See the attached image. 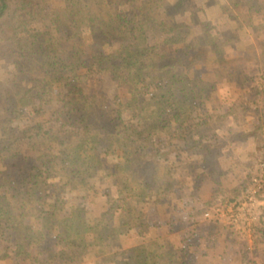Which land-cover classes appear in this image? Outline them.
<instances>
[{"label": "trees", "instance_id": "16d2710c", "mask_svg": "<svg viewBox=\"0 0 264 264\" xmlns=\"http://www.w3.org/2000/svg\"><path fill=\"white\" fill-rule=\"evenodd\" d=\"M232 26L251 29L247 48ZM259 73L264 0H0V261L148 264L120 237L143 231L146 206L173 211L168 192L210 175L235 137L212 124L246 103ZM104 75L134 98L99 91ZM254 121L264 140V115ZM249 181L208 209L241 199ZM100 200L97 220L88 207ZM161 242L155 263L183 264L185 246Z\"/></svg>", "mask_w": 264, "mask_h": 264}, {"label": "rangeland", "instance_id": "374dc122", "mask_svg": "<svg viewBox=\"0 0 264 264\" xmlns=\"http://www.w3.org/2000/svg\"><path fill=\"white\" fill-rule=\"evenodd\" d=\"M220 1L222 3L225 0ZM203 15L201 14L202 19ZM207 18L218 26L224 24V18L216 16L214 12L209 13ZM86 20L85 24L92 25ZM231 30L238 44L241 43L247 48L252 43L254 36L251 29L244 27L241 30H235L232 26ZM226 49L227 56L238 53L234 48ZM251 86V90L246 92L245 104L235 108L233 113L227 116V121L220 118V121L212 124V131L220 136H224V132L230 128L234 131L235 137L227 139V134L224 136L225 141L221 143V158L218 159L220 162H209L203 169L210 175L203 176L201 179L194 177V181L189 183L192 188L188 189L185 185V189L180 190L181 192H174V190L168 192L166 200L170 206H175L173 211L162 204L146 206L148 221L145 228L143 231L135 228L122 235L120 242L124 249L142 245L148 264H156L154 254L157 252L158 243L161 240H169L174 246L182 244L185 246L186 253L181 257L183 264H264V237H256L255 233L250 236L241 235L231 227L211 223L204 216L205 211L218 197L216 194H227L229 188L236 185L239 178L248 180L262 173L259 164L264 163V140L259 139L258 134L255 133L254 120L264 115V75L260 73L255 75V81ZM98 87L99 91L105 92L110 97L116 92L125 98L135 96L132 89H118L117 84L107 75H104ZM44 108L47 111L51 110V105H45ZM234 116L237 125L231 122ZM241 123L246 124L243 126ZM50 124L57 125L55 122ZM200 132L205 133L203 129ZM179 172L182 173V169ZM182 176L185 183H188L189 177L185 173ZM115 192L112 188V193ZM102 204L103 201L100 200L98 204L88 207L91 215L97 220L100 217L99 213L104 209L101 207ZM143 232L146 233L144 236H142ZM154 240L157 241L155 244ZM92 259L91 255H86L84 264H94ZM0 264H8V262L0 261Z\"/></svg>", "mask_w": 264, "mask_h": 264}, {"label": "built area", "instance_id": "2783aa9c", "mask_svg": "<svg viewBox=\"0 0 264 264\" xmlns=\"http://www.w3.org/2000/svg\"><path fill=\"white\" fill-rule=\"evenodd\" d=\"M260 170L250 178L245 195L239 200L226 202L216 209H208L204 216L218 224L228 226L241 235H252L261 216L260 192L264 189V163L260 162Z\"/></svg>", "mask_w": 264, "mask_h": 264}]
</instances>
